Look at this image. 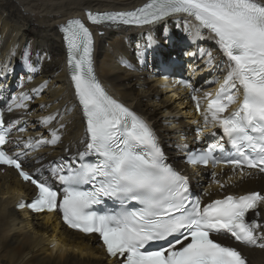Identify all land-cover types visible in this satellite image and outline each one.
Here are the masks:
<instances>
[{
    "label": "snow or ice",
    "instance_id": "6c2138e0",
    "mask_svg": "<svg viewBox=\"0 0 264 264\" xmlns=\"http://www.w3.org/2000/svg\"><path fill=\"white\" fill-rule=\"evenodd\" d=\"M86 16L93 24L111 22L107 27L154 25L168 17L183 16L186 31L194 29L197 36L205 30L211 33L227 58V72L215 94L205 92L203 97H197L195 93L200 90L189 81L176 83L193 93L191 99L197 112L202 113L204 124L217 126L231 151L226 153L224 144L217 142L188 153L185 162L213 167L231 165L242 175L245 169L264 173V2L148 0L134 11L88 12ZM59 31L68 48V71L83 117V150L77 154L80 163L49 166L52 178L63 186L55 190L48 180L35 178L24 169L23 150H13L11 131L21 121L6 124L0 116V166L14 168L36 190L31 203L21 201L17 207L59 212L68 228L85 235L97 234L115 264H247L237 248L213 237H228L245 246L264 248V224L247 219L250 212L260 216L258 209L264 204V194L225 195L202 205L201 196L192 195L187 177L165 162L153 130L110 96L98 81L89 28L73 18L61 24ZM147 47H152L151 41ZM24 56L30 80L37 68L27 52ZM207 56L206 64H211L212 53ZM137 58L143 61L144 52L138 51ZM10 70L7 62L0 64V77L6 78ZM19 87L23 88V83ZM33 94H39V90L33 89ZM31 98L20 91L11 97L7 110H27ZM201 100L207 101L203 109ZM233 104L236 107L229 112ZM55 119L56 115H49L38 122L47 125ZM51 137L14 143L16 148L35 149L60 139L55 129ZM89 157L94 159L89 162ZM212 175L215 178L217 174ZM107 202L113 207L103 212L96 210V206Z\"/></svg>",
    "mask_w": 264,
    "mask_h": 264
},
{
    "label": "bare ground",
    "instance_id": "6f19581e",
    "mask_svg": "<svg viewBox=\"0 0 264 264\" xmlns=\"http://www.w3.org/2000/svg\"><path fill=\"white\" fill-rule=\"evenodd\" d=\"M143 1L0 0V64L10 62L13 57L19 59L18 65L25 66L24 53L27 52L37 72L29 80L24 75L25 67L21 66L23 74L20 76L24 77V86L35 88L43 85L35 98L33 93L29 95L34 98L32 103L36 104L34 113H29L30 117H43L63 108L60 121L65 126L57 131L59 141L43 144V148L37 152L43 161L49 162L62 153L79 151L83 138L82 119L75 108L70 110L74 97L67 85L63 48L55 24L81 14L84 8L131 9ZM185 19L172 16L152 28H127L118 32L97 29L96 32L95 62L99 77L110 93L149 121L167 151L182 139L190 141L193 138L192 126L199 122L191 110L186 89L176 87L171 80L168 85H164L157 70L159 54L174 64L183 55L181 49L179 53L175 52L185 35L191 34V28L187 31L185 29ZM150 41L151 48L147 47ZM186 44L199 53L203 63H196L198 68L207 70L212 66V63L206 64L208 52L213 55L212 62L218 61L227 67V58L211 37L203 38L195 44L189 40V43L182 45ZM170 49L171 52L168 51ZM13 51L15 55L11 54ZM138 51L144 52L143 61L137 58ZM127 64L132 67H127ZM18 67L15 66V69ZM188 67L189 64L184 62L183 68ZM226 67L222 66L219 71H224ZM211 76L209 79L214 80V75ZM217 77H222L219 82L223 79V76ZM32 98L27 103H31ZM42 104L44 108L40 107ZM17 111L11 112L10 117L18 118L23 114L20 110L18 115ZM170 160L179 161V157L172 154ZM26 162L29 170L34 173L43 165L34 163L28 157ZM199 171L202 173L194 168L184 170L186 175H196ZM204 171L209 174L203 193L204 202L233 192L241 194L260 190L264 193V177H256L252 171L244 172L243 175L239 169L233 171L232 167ZM213 172L217 174L215 178ZM45 177L51 178V174L47 173ZM34 193L32 187L18 180L13 170L4 168L2 171L0 167V264L110 263L104 261L103 249L94 244L92 236L82 237L66 229L58 222L55 214L32 215L14 209L21 197L32 196ZM258 211L260 216L254 214V217L260 219V224H264V204H261ZM245 254L249 264H264V248L247 249Z\"/></svg>",
    "mask_w": 264,
    "mask_h": 264
},
{
    "label": "rangeland",
    "instance_id": "374dc122",
    "mask_svg": "<svg viewBox=\"0 0 264 264\" xmlns=\"http://www.w3.org/2000/svg\"><path fill=\"white\" fill-rule=\"evenodd\" d=\"M164 22H165V21H164ZM162 23H163V22H162ZM187 41H188V42H187ZM187 41L184 39V41H182V42L179 44V47L176 49L177 52H175V53H179L180 49H181V53H182V52H183L182 47L184 46V45H182V44H184V43H189V40H187ZM168 51L171 52V49L168 50ZM175 53H174V54H175ZM164 54H166V53H164ZM175 55H176V54H175ZM155 60H156V58H155ZM155 64H156V62H155ZM155 67H156V66H155ZM16 70L21 71V70H22V67L19 66ZM20 74H23V71H21Z\"/></svg>",
    "mask_w": 264,
    "mask_h": 264
}]
</instances>
